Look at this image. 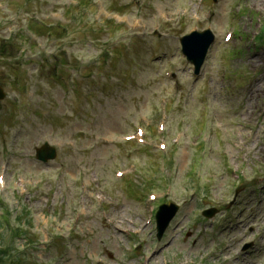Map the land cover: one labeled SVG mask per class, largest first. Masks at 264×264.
Segmentation results:
<instances>
[{"label": "rangeland", "instance_id": "rangeland-1", "mask_svg": "<svg viewBox=\"0 0 264 264\" xmlns=\"http://www.w3.org/2000/svg\"><path fill=\"white\" fill-rule=\"evenodd\" d=\"M197 1L0 2L3 5L0 47L4 39H12L16 47L9 49L13 51L11 55L0 57V85L12 94L15 81L27 78V88L36 95L34 99L41 100L39 107L32 103L36 110L31 111L37 117L30 115V107H26L29 114L22 110L14 115L11 123L3 125L8 132L2 135L4 141L5 137L13 136L16 148L7 168L8 189L0 194V205H8L14 214L12 219L25 207L29 210L27 224L32 226L29 238L33 244L26 238L14 243L19 252H25L29 263L264 264V180L256 181L260 177L257 175L264 174V162L257 160L264 161V47L257 48L253 41L254 33L259 32L264 22V0H219L214 5H209L211 0H205L202 11L196 9ZM117 9L128 14L114 12ZM183 9L189 10L186 17L179 14ZM208 12L211 18L206 20L204 14ZM199 17H202L201 29L213 27L215 46L199 79L193 78L186 65L177 62L182 85L180 92H176L174 82L164 80L161 71L169 60H177L181 36L190 32ZM136 19H142L138 30L133 27ZM31 22H37L52 34L40 37L30 30ZM108 22H113L112 26H107ZM232 23H236L239 36L242 34L247 39L240 44L237 36L227 47L222 37ZM64 29L61 37L59 34ZM157 31L166 37L156 38ZM64 55L69 58V64H56V59L51 64L53 56ZM151 57L159 59L154 61ZM41 62L45 65L42 70ZM225 63L237 70L235 84L222 79ZM130 67L136 70L133 77ZM33 73L36 82L29 79ZM160 95L169 98L168 108L158 107ZM26 99L29 100L28 96ZM6 104L1 105L2 113ZM163 114L167 116V133L158 137L156 124ZM8 118L9 112L3 120ZM139 124L150 126L154 151L143 147L131 152L139 154L136 159L141 172L131 174L111 188L115 167L131 162L137 165L128 158L130 153L125 152L135 147L125 144L123 138L132 134ZM162 138L168 143L167 155L154 149ZM44 140L61 148L57 160L49 165L39 163L35 156ZM203 140L208 144L207 162L204 178L196 180L206 157L205 152L196 153L194 148ZM69 147L78 149L72 151ZM3 157L0 153V159ZM150 160L171 161L175 180L166 201L181 205L180 216L159 246L167 241L169 245L161 250L156 247L159 243L156 224L146 226L150 212L141 200L147 193L156 191L158 182L171 184L172 174L162 176L160 165L152 161L153 168L148 174ZM39 174L51 175L52 179L18 204L13 198L18 192L13 190V182L33 181L32 177ZM62 177L68 179L66 186L72 180L91 183L89 196L80 200V207L86 205L87 217H83L75 233L74 221L69 232L68 226L62 232L45 231L49 221L57 219L63 223L68 219L62 206L65 200L57 199L60 196L71 199L75 193L65 191ZM158 186L159 194L165 193L163 184ZM237 186L241 200L230 215L227 204ZM99 194L105 196L106 203L97 201ZM210 208L218 209L220 214L207 222L200 215ZM102 211L107 212L106 217ZM1 214L2 210L0 224H5ZM239 221L242 224L238 225ZM251 223L257 227L250 228ZM125 229L135 240L123 233ZM141 229L143 234L136 235L135 231ZM259 230L263 235H259ZM59 233L64 234V240L61 248L56 249L52 239L59 238ZM251 241L255 248L244 253L245 243ZM130 250L137 253L129 256Z\"/></svg>", "mask_w": 264, "mask_h": 264}]
</instances>
